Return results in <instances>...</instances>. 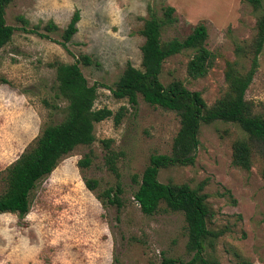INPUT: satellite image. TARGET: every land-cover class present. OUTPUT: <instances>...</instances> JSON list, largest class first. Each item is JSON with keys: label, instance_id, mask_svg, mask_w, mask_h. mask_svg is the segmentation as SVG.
I'll return each instance as SVG.
<instances>
[{"label": "rangeland", "instance_id": "374dc122", "mask_svg": "<svg viewBox=\"0 0 264 264\" xmlns=\"http://www.w3.org/2000/svg\"><path fill=\"white\" fill-rule=\"evenodd\" d=\"M166 6L174 8L176 22L164 27L162 41L184 39L202 23L214 61L204 77L193 79L186 67L194 51L184 50L165 60L160 80L165 85L182 81L210 106L227 90V61H236L242 72L249 69L250 58L235 48L248 50L264 0L258 9L242 0H12L7 6L5 21L15 30L0 49V194L7 168L45 126L65 116L67 102L56 94L57 63L87 55L91 63L79 67L88 84L97 86L94 108L106 107L112 114L95 124L94 142L76 146L37 181L25 215L0 213V264H155L163 257L183 262L192 257L182 213L161 203L146 215L134 199L150 155L170 153L179 117L140 95L132 107L112 93L127 64L141 66L144 19L149 12L161 17ZM75 11L77 31L64 48L61 34ZM48 22L57 28L45 30ZM36 25L48 38L30 32ZM257 58L245 98L255 114L264 116V46ZM245 136L234 123L201 124L195 163L158 174L162 183L202 186L213 212L208 227L222 232L206 253L219 264H264V160L255 154L249 170L232 164V144ZM107 153L116 155L118 178L106 165ZM86 155L90 164L80 167ZM89 179L96 180L94 188H88ZM117 182L120 208L101 197Z\"/></svg>", "mask_w": 264, "mask_h": 264}, {"label": "trees", "instance_id": "16d2710c", "mask_svg": "<svg viewBox=\"0 0 264 264\" xmlns=\"http://www.w3.org/2000/svg\"><path fill=\"white\" fill-rule=\"evenodd\" d=\"M12 0H0V49L12 39L14 27L5 21V11ZM258 9L262 0H242ZM174 8L166 6L161 17L149 12L144 19L140 34L144 38L141 45V66L127 64L112 89L114 97L127 99L135 107L140 95L150 105H157L175 112L179 117V129L173 139L169 154H152L149 163L140 177L134 199L140 210L151 215L158 211L161 203L166 208L180 212L184 216L187 230L186 249L192 257L183 262L172 257H163L155 264H219L217 259L208 256V247L214 248L221 231L212 230L208 222L213 216L212 209L206 201L207 195L201 193L202 186L191 187L188 183L167 182L158 180L161 169L172 166L193 165L199 146V129L201 124L215 121L234 123L246 135L232 144V164L249 170L252 157L258 154L264 160V116L255 114L252 104L246 100L245 93L252 82L258 67V56L264 46V14L256 21V33L248 50L237 45L235 52L246 53L250 58V67L242 72L237 62H226L224 79L227 90L213 104L208 106L199 91L189 90L180 80H172L163 84L160 80L162 65L166 59L184 50L194 51L187 63L186 71L193 79L204 77L212 67L214 53L206 47L207 28L200 23L195 25L184 39L172 38L162 41L161 33L165 26L176 22ZM79 13L75 11L67 26L62 31L60 44L66 48L77 31ZM27 24L28 22L19 17ZM57 27L48 22L45 30L52 31ZM38 36L48 38L46 33L39 31V25L29 29ZM91 63L87 55H80L73 63H57L55 65L56 94L67 102L65 116L58 123L45 126L36 142L23 152L8 168L5 190L0 194V213H18L20 216L29 211L31 191L37 181L50 174L59 160L78 145H90L95 140L94 126L102 119L109 117L112 111L106 107L95 109L97 86L89 85L79 63ZM119 116L114 119L118 122ZM110 140H104L108 143ZM90 156L79 160L80 167L90 164ZM107 167L118 178L116 155L107 153ZM264 181V168L262 169ZM88 188L96 186V180H86ZM120 183L106 188L101 197L111 205L121 207ZM264 220V217H263ZM240 264H250L245 260Z\"/></svg>", "mask_w": 264, "mask_h": 264}]
</instances>
